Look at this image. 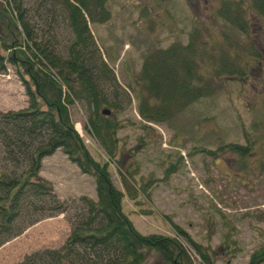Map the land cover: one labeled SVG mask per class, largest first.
I'll return each mask as SVG.
<instances>
[{
	"label": "rangeland",
	"instance_id": "obj_1",
	"mask_svg": "<svg viewBox=\"0 0 264 264\" xmlns=\"http://www.w3.org/2000/svg\"><path fill=\"white\" fill-rule=\"evenodd\" d=\"M36 5L35 0L25 2L27 16H33ZM106 8L108 21L89 23V31L113 74L103 90L110 111L102 107L100 112L116 126L115 142L103 146L86 132L88 110L78 100L67 107L73 129L93 161L108 163L111 183L122 193V213L140 235L179 241L190 264H202L201 254L213 264H248L264 248V11L260 0H107ZM55 12L53 26L47 27V33L45 27L40 30H45V39H50L56 52H63L71 37L60 10ZM230 16L235 25L226 19ZM28 22L39 25L34 16ZM15 27L8 28L12 36ZM193 29L202 31L207 43L204 69L213 65L208 61L212 55H224L222 48L245 68L240 66L243 73L216 82L210 78L208 83H216L210 94L159 122L143 120L138 110L147 95L141 92L139 74L146 57L172 45H187ZM8 30L0 17V35H9ZM36 35L42 39L40 33ZM3 66L0 113L25 110L28 97L18 72L6 62ZM234 145L247 147L243 156L232 152ZM17 165H9L10 170L24 168L20 162ZM40 165L38 176L52 185L66 210L3 243L0 264H18L34 252L60 248L80 221L84 204L78 200L96 202L94 179L60 151L43 158ZM150 251L145 264H166Z\"/></svg>",
	"mask_w": 264,
	"mask_h": 264
},
{
	"label": "trees",
	"instance_id": "obj_2",
	"mask_svg": "<svg viewBox=\"0 0 264 264\" xmlns=\"http://www.w3.org/2000/svg\"><path fill=\"white\" fill-rule=\"evenodd\" d=\"M35 1L33 16L41 27L29 24L28 19L33 16H27L29 11L24 7L27 0H0V17L4 18L7 30L16 25L14 36L10 30L9 35H0V72H4V62L13 66L28 97L25 110L0 113V246L32 224L66 210L52 185L38 176L41 160L60 151L82 174L94 179L96 202L78 200L84 204L80 221L72 224L60 248L34 252L18 264H145V254L150 250L157 252L166 264H190L187 249L179 241L142 236L134 230L122 213V193L111 183L108 163L99 165L92 160L70 120L67 107L73 100L84 102L88 110L86 132L103 146L106 141L114 144L116 126H111L100 112L103 111L100 108H107L103 90L113 81V74L89 31V23L108 21L107 0ZM260 6L264 11L263 0ZM55 8L60 10L62 24L71 37L63 52H56L50 39H45V30H40L45 27L47 33V27L53 26ZM226 19L235 25L233 16ZM238 29H242L241 25ZM199 32L202 31L193 29L185 46L172 45L146 57L139 74L141 92L149 102L144 103L143 99L138 110L143 120L166 119L210 94L212 84L222 76L230 78L243 73L240 70L243 66L229 52L225 53L221 45L224 55L220 52L217 57L212 55L208 61L213 65L204 69L207 43ZM230 48L229 44L227 51ZM210 78L214 80L211 84ZM110 107L115 108L111 104ZM246 148L234 145L232 152L243 156ZM107 151L110 157L112 152ZM19 162L24 166L22 170H10L9 165ZM186 243L193 246L187 239ZM200 257L202 264H213L206 254ZM249 261L248 264L264 263V248Z\"/></svg>",
	"mask_w": 264,
	"mask_h": 264
}]
</instances>
